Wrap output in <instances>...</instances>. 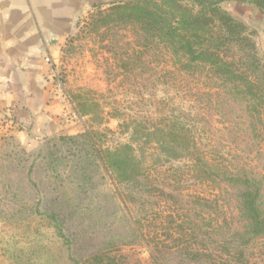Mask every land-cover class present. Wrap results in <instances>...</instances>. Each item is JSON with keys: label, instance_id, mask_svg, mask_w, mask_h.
<instances>
[{"label": "rangeland", "instance_id": "1", "mask_svg": "<svg viewBox=\"0 0 264 264\" xmlns=\"http://www.w3.org/2000/svg\"><path fill=\"white\" fill-rule=\"evenodd\" d=\"M126 1L84 3L59 45L63 128L26 137L0 113V264L11 252L84 264L107 251L118 264H155L150 253L181 264L201 244L228 247V264H264V235L236 257L241 187L214 170L253 178L264 209V107L203 67L182 70V57L116 15ZM222 1L264 67V0ZM135 174L141 186L124 183ZM51 212L63 237L43 218Z\"/></svg>", "mask_w": 264, "mask_h": 264}, {"label": "trees", "instance_id": "2", "mask_svg": "<svg viewBox=\"0 0 264 264\" xmlns=\"http://www.w3.org/2000/svg\"><path fill=\"white\" fill-rule=\"evenodd\" d=\"M222 2V0H131L114 9L120 18L125 17L126 14L124 16L123 13L127 12V16L140 24L141 29H147L150 32L151 44L159 43L173 56L182 57L185 61H180L182 70L203 67L211 78L222 81L224 85L243 94L245 99L256 100L257 105L264 107V67L256 58L255 47L250 39L251 32L228 14L222 7ZM96 157L99 158L98 154ZM202 168L207 172L212 171L207 161L202 162ZM215 169L219 175L226 177L227 182H236L241 187L239 211L245 220V225L242 233L239 234V243L235 252L236 257L241 258L243 249L239 246L244 245L248 239L264 235V209L260 202L261 187L258 184L254 185L253 178L245 174L239 175L240 178L236 179L235 173H226L216 167ZM139 177L140 174H135L124 183L139 187L141 186ZM114 195L125 209L123 202L127 196L123 197L117 191ZM43 218L53 226L57 236H64V222L60 220L59 214L51 212L44 214ZM219 225V222L215 223L216 228H219ZM66 244L68 250H71L72 243ZM226 245L228 246L229 243ZM216 247L212 248L216 251L215 254L201 244L198 250L186 253L179 262L228 264V258L232 257L228 247L220 249ZM109 253L111 251L102 254L96 252L88 261H84V264H118L115 258L109 257ZM36 255L27 256L26 253L11 252L7 257V264H61L58 258L45 259L37 252ZM150 258L155 264H164L165 261L164 258H158L151 253Z\"/></svg>", "mask_w": 264, "mask_h": 264}, {"label": "crops", "instance_id": "3", "mask_svg": "<svg viewBox=\"0 0 264 264\" xmlns=\"http://www.w3.org/2000/svg\"><path fill=\"white\" fill-rule=\"evenodd\" d=\"M92 0H0V113L35 138L59 129L66 105L53 69L74 18Z\"/></svg>", "mask_w": 264, "mask_h": 264}]
</instances>
